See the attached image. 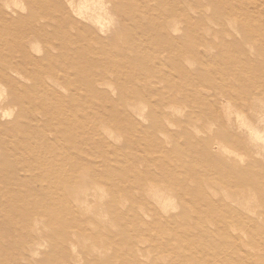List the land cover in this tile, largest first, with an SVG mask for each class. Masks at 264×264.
I'll return each mask as SVG.
<instances>
[{
  "label": "rangeland",
  "instance_id": "obj_1",
  "mask_svg": "<svg viewBox=\"0 0 264 264\" xmlns=\"http://www.w3.org/2000/svg\"><path fill=\"white\" fill-rule=\"evenodd\" d=\"M0 264H264V0H0Z\"/></svg>",
  "mask_w": 264,
  "mask_h": 264
},
{
  "label": "bare ground",
  "instance_id": "obj_2",
  "mask_svg": "<svg viewBox=\"0 0 264 264\" xmlns=\"http://www.w3.org/2000/svg\"><path fill=\"white\" fill-rule=\"evenodd\" d=\"M99 25V24H98ZM228 258V257H227Z\"/></svg>",
  "mask_w": 264,
  "mask_h": 264
}]
</instances>
